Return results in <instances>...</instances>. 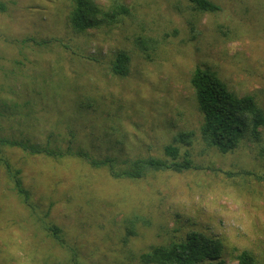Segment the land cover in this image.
Masks as SVG:
<instances>
[{"label":"rangeland","instance_id":"obj_1","mask_svg":"<svg viewBox=\"0 0 264 264\" xmlns=\"http://www.w3.org/2000/svg\"><path fill=\"white\" fill-rule=\"evenodd\" d=\"M94 1L108 17L75 33L72 0H0V136L71 149H3L29 204L0 167V264H142L190 232L222 241L221 264H237L232 249L264 264V129L227 154L207 147L189 82L207 68L264 110V0H211L216 13L187 0ZM118 52L129 57L124 77L110 72ZM180 133L192 134L179 146L193 167L179 173L114 179L72 153L167 159Z\"/></svg>","mask_w":264,"mask_h":264},{"label":"trees","instance_id":"obj_2","mask_svg":"<svg viewBox=\"0 0 264 264\" xmlns=\"http://www.w3.org/2000/svg\"><path fill=\"white\" fill-rule=\"evenodd\" d=\"M192 8L201 13H216L219 5L211 0H187ZM117 10L128 13L123 6ZM117 13V12H115ZM100 16V18H99ZM94 0H72L68 13V22L75 33H84L100 26L107 18ZM43 43V42H41ZM129 57L123 53L115 54L110 65V72L118 77L127 75ZM190 86L194 92L197 109L202 115L200 126L201 141L215 148L221 154L235 150L245 138L259 141L264 129V110L251 95L235 96L228 91L226 84L217 74L207 68L196 67L190 76ZM191 133H180L172 143L163 147L167 159L155 157L118 161L113 157L96 159L84 152L73 151L74 155L92 168H104L114 179L138 180L149 172L173 171L176 173L191 169L190 153L180 150V145L191 144ZM17 147L31 154H42L47 157H62L71 153V149H53L37 145H28L0 136V167H4L12 182L13 191L24 205L29 204V192L23 187L19 171L14 170L3 157V149ZM52 237L60 241L59 230L47 227ZM223 243L218 238H211L201 233L190 232L181 241H171L165 245L153 246L140 254L142 264H221ZM233 259L237 264H256L254 257L246 250L232 249ZM218 260L217 263L212 261Z\"/></svg>","mask_w":264,"mask_h":264}]
</instances>
